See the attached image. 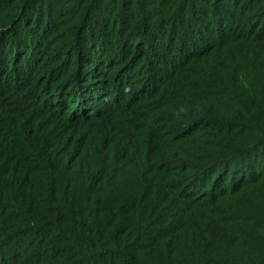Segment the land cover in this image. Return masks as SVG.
I'll list each match as a JSON object with an SVG mask.
<instances>
[{
  "label": "trees",
  "instance_id": "obj_1",
  "mask_svg": "<svg viewBox=\"0 0 264 264\" xmlns=\"http://www.w3.org/2000/svg\"><path fill=\"white\" fill-rule=\"evenodd\" d=\"M112 1L0 0V264H264V0Z\"/></svg>",
  "mask_w": 264,
  "mask_h": 264
},
{
  "label": "rangeland",
  "instance_id": "obj_2",
  "mask_svg": "<svg viewBox=\"0 0 264 264\" xmlns=\"http://www.w3.org/2000/svg\"><path fill=\"white\" fill-rule=\"evenodd\" d=\"M110 2H113L112 0H102V4H101V6L100 7H102L101 9H100V11L99 12H101V11H103L102 13H101V16H105V15H107V10H105V8H107V7H109L110 6ZM103 7H105V8H103ZM126 16H127V18H128V14H126ZM130 17H131V15H130ZM135 42V41H134Z\"/></svg>",
  "mask_w": 264,
  "mask_h": 264
}]
</instances>
